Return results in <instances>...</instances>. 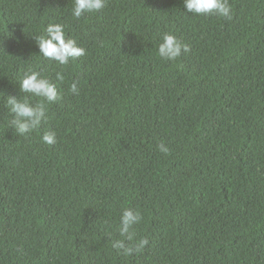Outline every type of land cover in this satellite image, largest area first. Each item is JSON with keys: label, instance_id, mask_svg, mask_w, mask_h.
<instances>
[{"label": "trees", "instance_id": "trees-1", "mask_svg": "<svg viewBox=\"0 0 264 264\" xmlns=\"http://www.w3.org/2000/svg\"><path fill=\"white\" fill-rule=\"evenodd\" d=\"M106 3L77 20L74 0H0V264H264V0H228L231 21ZM50 24L85 56L45 59ZM165 34L191 51L161 59ZM30 69L63 99L24 137L7 99ZM126 209L149 240L127 257L112 247Z\"/></svg>", "mask_w": 264, "mask_h": 264}, {"label": "clouds", "instance_id": "clouds-1", "mask_svg": "<svg viewBox=\"0 0 264 264\" xmlns=\"http://www.w3.org/2000/svg\"><path fill=\"white\" fill-rule=\"evenodd\" d=\"M107 6L106 0H74L72 15L75 19H81L86 13H99ZM185 8L196 16H217L232 20V9L228 0H185ZM42 56L50 61L67 66L70 61L78 60L85 56V50L77 46L73 39L65 36L64 26L50 24L46 29V36L34 38ZM191 48L182 44L175 36L165 34L158 48V55L165 61H176L182 53H189ZM56 79L63 83V74L58 73ZM78 81L71 85L70 92L79 95ZM20 90L24 98L8 97L7 107L10 121L15 133L27 137L28 134L41 128L48 106L63 99L57 88L48 79L41 78L40 73L29 70L20 81ZM35 96L38 102L34 105L29 102L27 96ZM43 142L49 146L56 143V133L49 131L43 135ZM158 150L165 156L171 154L163 142L158 145ZM143 216L139 211L126 209L121 216L119 235L122 239L115 240L112 247L124 256L142 254L149 245L147 238L136 240L134 226L141 223ZM18 251L22 252V249Z\"/></svg>", "mask_w": 264, "mask_h": 264}]
</instances>
